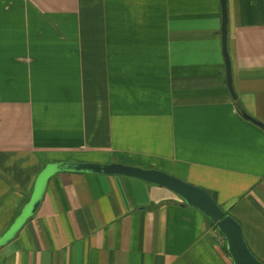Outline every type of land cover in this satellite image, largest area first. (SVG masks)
<instances>
[{
    "label": "crops",
    "instance_id": "crops-1",
    "mask_svg": "<svg viewBox=\"0 0 264 264\" xmlns=\"http://www.w3.org/2000/svg\"><path fill=\"white\" fill-rule=\"evenodd\" d=\"M226 9L235 99L220 0H0V236L46 165L117 163L205 190L264 264V130L242 116L264 127V0ZM211 227L165 188L60 173L0 264H232Z\"/></svg>",
    "mask_w": 264,
    "mask_h": 264
},
{
    "label": "water",
    "instance_id": "water-1",
    "mask_svg": "<svg viewBox=\"0 0 264 264\" xmlns=\"http://www.w3.org/2000/svg\"><path fill=\"white\" fill-rule=\"evenodd\" d=\"M221 9V51L225 68V82L232 99H235L232 89L230 60L227 52V9L226 0H220ZM242 116L264 130V127L244 113ZM60 173L86 174L99 176H121L141 180L153 184L175 194L183 204L201 212L223 237L225 250L232 264H261L248 249L240 225L216 205L212 197L203 189L184 183L172 176L152 169H141L117 163L108 165L89 163H52L46 165L37 176L32 193L8 229L0 236V248L14 239L17 233L38 210L48 181Z\"/></svg>",
    "mask_w": 264,
    "mask_h": 264
},
{
    "label": "rangeland",
    "instance_id": "rangeland-1",
    "mask_svg": "<svg viewBox=\"0 0 264 264\" xmlns=\"http://www.w3.org/2000/svg\"><path fill=\"white\" fill-rule=\"evenodd\" d=\"M211 228H212V231L217 235V238L219 237L222 240V242H224L223 238L221 237V235H219V233L217 232L216 228L215 227H211Z\"/></svg>",
    "mask_w": 264,
    "mask_h": 264
},
{
    "label": "trees",
    "instance_id": "trees-1",
    "mask_svg": "<svg viewBox=\"0 0 264 264\" xmlns=\"http://www.w3.org/2000/svg\"><path fill=\"white\" fill-rule=\"evenodd\" d=\"M210 196H211V195H210ZM211 197H212V196H211ZM212 199H213V197H212ZM213 200H214V199H213ZM225 215H228V214L224 212L223 216H225ZM210 225H211L212 227H215L211 222H210ZM224 250H225V248H224Z\"/></svg>",
    "mask_w": 264,
    "mask_h": 264
}]
</instances>
